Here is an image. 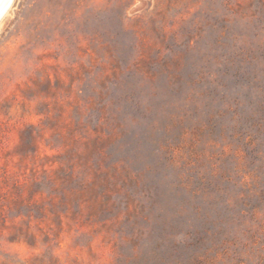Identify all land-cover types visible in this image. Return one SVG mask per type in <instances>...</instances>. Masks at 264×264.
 Instances as JSON below:
<instances>
[{
    "label": "rangeland",
    "instance_id": "rangeland-1",
    "mask_svg": "<svg viewBox=\"0 0 264 264\" xmlns=\"http://www.w3.org/2000/svg\"><path fill=\"white\" fill-rule=\"evenodd\" d=\"M0 264H264V0H13Z\"/></svg>",
    "mask_w": 264,
    "mask_h": 264
},
{
    "label": "bare ground",
    "instance_id": "bare-ground-1",
    "mask_svg": "<svg viewBox=\"0 0 264 264\" xmlns=\"http://www.w3.org/2000/svg\"><path fill=\"white\" fill-rule=\"evenodd\" d=\"M13 0H0V21L8 11Z\"/></svg>",
    "mask_w": 264,
    "mask_h": 264
}]
</instances>
